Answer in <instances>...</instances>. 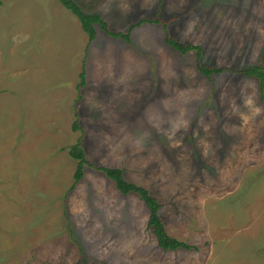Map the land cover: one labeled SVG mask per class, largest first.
<instances>
[{
	"label": "rangeland",
	"instance_id": "1",
	"mask_svg": "<svg viewBox=\"0 0 264 264\" xmlns=\"http://www.w3.org/2000/svg\"><path fill=\"white\" fill-rule=\"evenodd\" d=\"M89 41L58 0L0 3V264H264V0H97ZM200 46L181 53L165 42ZM197 64L223 67L209 77ZM84 70L83 80L80 77ZM76 126L74 127V124ZM123 169L149 210L87 163Z\"/></svg>",
	"mask_w": 264,
	"mask_h": 264
},
{
	"label": "trees",
	"instance_id": "2",
	"mask_svg": "<svg viewBox=\"0 0 264 264\" xmlns=\"http://www.w3.org/2000/svg\"><path fill=\"white\" fill-rule=\"evenodd\" d=\"M62 3V5L69 10L72 14H74L80 22L81 29L88 36L89 41H92L96 36V27L95 24H98L99 27L104 31L105 34L111 36L113 38H120L127 42L131 41L130 32L136 26H139L143 23H161L165 28L167 22L162 20L160 17L155 18H146L143 17L138 21L130 24L127 32L123 31H115L109 28L107 21L103 19V17L95 11L97 0H58ZM1 3V0H0ZM165 42L171 46L173 49L186 53L190 50L197 49V54L199 55L201 52L200 46H194L192 44H184L182 42L177 41L173 38L165 29ZM197 68L200 73L209 77L211 74L221 73L225 68L223 67H208L204 65L197 64ZM238 72L242 73L245 76H253L256 77L259 81V85L261 90L264 87V67L261 65H248L241 69H238ZM80 77L83 80L84 78V70L81 71ZM76 123L74 124V127ZM68 153L71 157L78 160L76 170L74 172V182L71 185V189L74 188L76 182L82 176V165L84 163L89 164L90 166L96 167L98 170L104 172V174L110 178L114 184L116 189L121 194L134 193L136 194L144 203V205L149 210V216L147 219V227L152 230V232L156 236V241L158 246L163 250H176L178 248L190 249L192 248L190 244L178 240L175 237L170 236L164 226L163 220L159 214L160 203L158 200L151 194V192L142 186H139L133 182L127 181L124 178L123 169L118 167H106V166H94L90 162L86 161L85 153L81 147L80 141L71 145Z\"/></svg>",
	"mask_w": 264,
	"mask_h": 264
}]
</instances>
